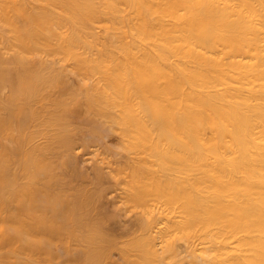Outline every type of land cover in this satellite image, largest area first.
<instances>
[{"label": "bare ground", "instance_id": "obj_1", "mask_svg": "<svg viewBox=\"0 0 264 264\" xmlns=\"http://www.w3.org/2000/svg\"><path fill=\"white\" fill-rule=\"evenodd\" d=\"M93 143L135 157L87 173L75 151ZM129 205L139 231L118 243ZM115 250L264 264V0H0V264Z\"/></svg>", "mask_w": 264, "mask_h": 264}, {"label": "rangeland", "instance_id": "obj_2", "mask_svg": "<svg viewBox=\"0 0 264 264\" xmlns=\"http://www.w3.org/2000/svg\"><path fill=\"white\" fill-rule=\"evenodd\" d=\"M98 33H99L98 35L101 38L105 36L104 29L102 26L98 27ZM72 76L73 78L76 79L74 75ZM118 140H119V134L115 133L105 138L104 146L106 145V142H109L107 145L114 148L117 146V143L119 142ZM102 148H103L102 146L100 148L98 144L93 143L91 145L81 146L79 149H77L75 151V157L78 161L79 166L84 171L86 170V172L92 171L93 167H95L94 165L97 164L95 162L96 161H98V163L99 161L101 162L100 158L105 156L107 157V160L106 159H103V160L104 162L106 161V164L101 162L103 166L101 164L100 165L103 168L105 167L106 172H111V171L114 172L118 168L119 169L125 168L126 162L130 160L129 157H135V155H129L128 153H126L125 151H122L119 148H117L118 153L112 152V154L110 153L108 156H106L103 154ZM114 175H111V176H114ZM111 176L109 177V183L105 184V187L109 189L108 190L109 194L105 198V210H107L110 214L113 215L118 210V207L122 205V201H123L122 199L125 195H124L123 186H121V184H116L113 178H111ZM124 176L125 175H122V177ZM119 211H120V215L117 216L118 218L113 219L108 222L107 229L118 243H123L124 241L128 240L129 238H131L133 235H135L139 231L137 229V226H135L136 221H135L134 216H136V214L140 212V210L135 209L130 206L128 211L126 210H119ZM72 245H76V243L74 242L72 243ZM59 248L61 249L63 248L62 243H59L58 245L55 246L56 250H58ZM110 260L118 262L117 264H123V259L121 257L119 250H115L113 252Z\"/></svg>", "mask_w": 264, "mask_h": 264}]
</instances>
